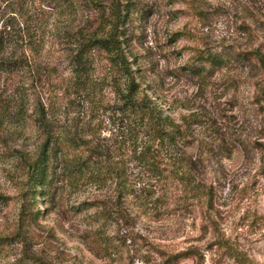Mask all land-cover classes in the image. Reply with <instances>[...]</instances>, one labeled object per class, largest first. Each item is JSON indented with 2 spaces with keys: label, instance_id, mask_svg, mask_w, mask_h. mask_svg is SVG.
I'll return each instance as SVG.
<instances>
[{
  "label": "rangeland",
  "instance_id": "374dc122",
  "mask_svg": "<svg viewBox=\"0 0 264 264\" xmlns=\"http://www.w3.org/2000/svg\"><path fill=\"white\" fill-rule=\"evenodd\" d=\"M131 2L119 41L138 96L182 127L189 181L172 173L169 149L157 173L138 161L151 129L122 110L124 81L105 52L90 50L76 73L105 12L0 0L1 56L28 63L0 76V264H264V71L251 60L264 55V0ZM40 123L76 142L32 194L25 162ZM90 143L105 158L90 161Z\"/></svg>",
  "mask_w": 264,
  "mask_h": 264
},
{
  "label": "trees",
  "instance_id": "16d2710c",
  "mask_svg": "<svg viewBox=\"0 0 264 264\" xmlns=\"http://www.w3.org/2000/svg\"><path fill=\"white\" fill-rule=\"evenodd\" d=\"M79 0H55L56 6L61 8L64 13L72 14L75 5ZM84 1L88 7L90 2L94 4L98 10L106 13L101 23V35L99 38L90 40V33L84 35V43L79 46V51L73 56V64L76 68L77 75H82L89 63L90 50L99 49L107 55L110 64L114 68L118 76L124 81V91L121 93V102L124 113L134 116L142 122H146L151 129V146H145L140 149L138 161L154 173L160 171L162 159L160 158L162 151L169 149L168 161L171 164L172 173L180 176L183 181L188 182L190 177V158L182 150L180 139L182 136V127L174 122L169 116H163L158 112L157 106L146 96L139 97L138 89L133 76L130 63L122 48V42L119 41L120 27L124 24L128 17L132 2L131 0H111L110 4L104 9H100L102 3L93 0ZM107 11V12H106ZM3 38L0 36V76L13 75L25 70L28 66L27 56L12 57L5 60L1 56ZM251 60L258 63L264 71V55L255 52L252 54ZM210 65L222 66L221 59H210ZM43 134V141L40 144L38 153L30 162L26 164V180L25 192L35 194L47 190L51 182V163L63 152V150L73 145V139L63 141L57 137L53 129L47 127L44 123H40ZM75 140V139H74ZM172 153V154H170ZM21 156V155H20ZM105 158L101 148L90 143V161L102 160ZM106 160V159H105ZM90 175L94 177V173L90 167ZM197 188L198 185H197ZM4 240L0 238V255L3 250ZM193 255V254H192ZM189 253H180L174 256L175 261L180 258H187Z\"/></svg>",
  "mask_w": 264,
  "mask_h": 264
}]
</instances>
